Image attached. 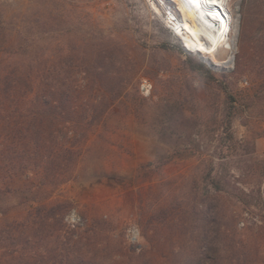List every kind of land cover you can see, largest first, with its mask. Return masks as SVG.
<instances>
[{"label": "rangeland", "instance_id": "rangeland-1", "mask_svg": "<svg viewBox=\"0 0 264 264\" xmlns=\"http://www.w3.org/2000/svg\"><path fill=\"white\" fill-rule=\"evenodd\" d=\"M169 10L180 18L170 0H0L19 117L57 66L77 89L67 166L0 176V264H229L231 237L264 264V0L229 1L225 71L185 51ZM52 206L61 232L26 227Z\"/></svg>", "mask_w": 264, "mask_h": 264}, {"label": "trees", "instance_id": "trees-1", "mask_svg": "<svg viewBox=\"0 0 264 264\" xmlns=\"http://www.w3.org/2000/svg\"><path fill=\"white\" fill-rule=\"evenodd\" d=\"M179 49L184 53L181 47ZM259 59L264 65V55H260ZM59 72L58 66L55 67L50 81L48 76H41L40 86L34 101L31 102L29 114L23 118L19 117L21 99L18 98L17 90L20 87L14 85L16 83L20 86L21 82L16 73L1 74L0 70V176L16 171L24 172L30 165L36 167L44 165V173H49L57 165L67 166L73 152L72 148L65 144L68 136L64 132L60 116L65 110L69 112L75 110L77 89L71 82V76L68 75L70 73H66L67 78H61ZM5 104H8V107ZM62 150H65L64 153ZM59 207L39 208L32 225L30 223L26 227L30 229L37 227L35 229L37 233L52 230L61 232ZM56 227L57 229H54ZM230 241L232 245L228 244L226 256L229 264H250L242 258L234 237H231ZM238 245L241 243L238 242ZM82 262L83 260L78 257L72 260L73 264Z\"/></svg>", "mask_w": 264, "mask_h": 264}, {"label": "bare ground", "instance_id": "bare-ground-1", "mask_svg": "<svg viewBox=\"0 0 264 264\" xmlns=\"http://www.w3.org/2000/svg\"><path fill=\"white\" fill-rule=\"evenodd\" d=\"M179 9L180 18L170 10L165 18L173 33L182 41L185 51L190 54L207 56L206 62L215 70L225 71L232 64L235 49L238 16L230 15V0H170ZM153 8L162 14L153 3ZM238 7V5H237ZM229 42L227 55L221 45Z\"/></svg>", "mask_w": 264, "mask_h": 264}, {"label": "built area", "instance_id": "built-area-1", "mask_svg": "<svg viewBox=\"0 0 264 264\" xmlns=\"http://www.w3.org/2000/svg\"><path fill=\"white\" fill-rule=\"evenodd\" d=\"M149 85L147 84V81L146 80H143V82H142V88L145 90V93H146V95H148V93H149Z\"/></svg>", "mask_w": 264, "mask_h": 264}, {"label": "water", "instance_id": "water-1", "mask_svg": "<svg viewBox=\"0 0 264 264\" xmlns=\"http://www.w3.org/2000/svg\"><path fill=\"white\" fill-rule=\"evenodd\" d=\"M233 58H234V57H233V55H232V62H233ZM210 67H211V66H210ZM211 68H212V67H211Z\"/></svg>", "mask_w": 264, "mask_h": 264}]
</instances>
